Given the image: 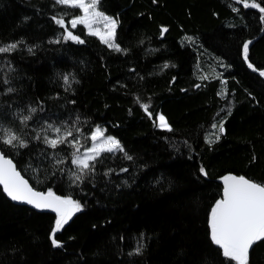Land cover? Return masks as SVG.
<instances>
[{
	"label": "trees",
	"instance_id": "obj_1",
	"mask_svg": "<svg viewBox=\"0 0 264 264\" xmlns=\"http://www.w3.org/2000/svg\"><path fill=\"white\" fill-rule=\"evenodd\" d=\"M98 9L117 20L115 43L126 52L81 25L71 31L83 44L64 40L53 18L68 21L78 8L0 0V46L17 44L0 54V124L27 141L0 143V152L35 190L82 206L54 247L57 216L12 203L0 187V264H235L212 242L209 217L224 176L264 184V13L236 0H99ZM29 107L37 111L24 127L16 116ZM48 124L70 128L80 150L101 127L124 151L102 153L76 180L74 149L35 138ZM249 264H264V240Z\"/></svg>",
	"mask_w": 264,
	"mask_h": 264
},
{
	"label": "snow or ice",
	"instance_id": "obj_2",
	"mask_svg": "<svg viewBox=\"0 0 264 264\" xmlns=\"http://www.w3.org/2000/svg\"><path fill=\"white\" fill-rule=\"evenodd\" d=\"M153 2H156V0H153ZM55 3L81 10L82 15H75L69 21L72 28H76L77 25H83L88 29L89 35L99 36L101 42L109 48L117 52H126V50L121 49L115 43L117 20L97 10L99 0H55ZM236 3H243L245 8H258L260 12L264 13V6H261L256 0H252V2H249V0H236ZM65 15H69V13H65ZM97 18L105 22L104 26L107 31L102 33L100 29L93 27L97 22ZM53 19L56 24L64 28L66 33L63 36L64 40H72L80 44L84 43V40L78 35H74L65 26L63 17H54ZM162 31H167V29H163ZM249 43L251 42H246L243 45V56L246 61L248 60ZM16 48V43L0 46V54L11 53ZM6 63L10 64V62ZM248 66L253 71H257L251 63ZM259 74L264 76V71H260ZM63 79L64 83L70 87L69 76L65 75ZM4 83L8 84L9 81L5 79ZM13 91V88H7L8 93ZM137 102L141 104V107L151 119L153 114L149 111L150 106L141 103L139 99H137ZM36 111L35 107H29L27 115L20 113L17 114L16 118L19 119L22 126L27 127L28 121L32 119V114ZM157 119L159 121L158 126L162 130L169 132L173 130L164 115L159 114ZM212 127L216 128L217 125L213 124ZM34 131L36 132L35 138L42 139L43 143L49 148L56 149L61 144H68L74 149L71 153V163L79 169V172L70 174L76 180H82L86 174L95 170V162L98 161L102 153L124 151L118 140L112 136L105 137L104 131L99 127L93 130L90 136L92 146L86 148L84 152L80 151L83 145L73 136L72 130L67 126L48 124L39 130L34 129ZM219 131L221 133L224 132L222 124L219 126ZM49 132L53 134L51 137L48 135ZM69 137H73L72 140H69ZM216 139L218 140L219 136ZM0 143L13 148L27 147V141L20 132L11 127L5 128L3 124H0ZM55 156H59V153H55ZM127 159L130 160L132 158L127 156ZM63 162L62 157L57 160V163ZM121 171H127V169H122ZM200 171L201 174L207 175L203 168ZM222 179L224 184L223 198L216 201L209 217L210 238L215 245L222 249L224 257L235 261V264H249L250 249L257 241L264 240V184L251 181L244 176L227 175ZM0 186L3 187V191L14 201L26 202L38 209H51L57 214L56 226L53 229L51 242L54 247H60L59 241L54 238L55 232L59 231L68 222L74 212L81 211V204L70 198L56 196L51 190L46 194L34 191L16 170L12 161L6 159L3 155H0ZM140 250V248H137V253Z\"/></svg>",
	"mask_w": 264,
	"mask_h": 264
},
{
	"label": "water",
	"instance_id": "obj_3",
	"mask_svg": "<svg viewBox=\"0 0 264 264\" xmlns=\"http://www.w3.org/2000/svg\"><path fill=\"white\" fill-rule=\"evenodd\" d=\"M0 155H3L6 159H10L9 157H6L4 154H2L1 152H0ZM11 161H12V163H13V165L16 167V164L14 163V161L12 160V159H10ZM16 170L18 171V169H17V167H16ZM19 172V171H18ZM20 173V172H19ZM21 174V173H20ZM233 176H237V177H239L240 175H236V174H232ZM21 176H22V178L23 179H25L27 182H28V180L21 174ZM246 178V177H245ZM248 179V178H247ZM250 180V179H249ZM252 181V180H251ZM28 184H29V186L30 187H32L31 185H30V183L28 182ZM221 184H222V197H221V199L223 198V188H224V184H223V179L221 180ZM1 187V189H2V192L4 193V195L7 197V199L8 200H10L12 203H14V204H17V205H23V206H26V207H28V208H30V209H32V210H34V211H36V212H42V213H49V214H53V215H55V216H57V214L54 212V211H52L51 209H47V208H45V209H38V208H36V207H34L33 205H31V204H28V203H26V202H22V201H14V200H12L4 191H3V187L2 186H0ZM33 188V187H32ZM33 190L34 191H37V192H41V193H47V192H42V191H38V190H35L34 188H33ZM55 194V193H54ZM56 195V194H55ZM56 196H58V195H56ZM59 197H61V196H59ZM61 198H63V197H61ZM253 247V246H252ZM252 249V248H251ZM251 249H250V251H251Z\"/></svg>",
	"mask_w": 264,
	"mask_h": 264
},
{
	"label": "rangeland",
	"instance_id": "obj_4",
	"mask_svg": "<svg viewBox=\"0 0 264 264\" xmlns=\"http://www.w3.org/2000/svg\"><path fill=\"white\" fill-rule=\"evenodd\" d=\"M80 10V9H79ZM97 10L99 11V12H101L99 9H98V5H97ZM102 13V12H101ZM83 13L81 12V10H80V14H78V15H82ZM104 14V13H103ZM104 15H106V16H108V17H110V18H113L112 16H109V15H107V14H104ZM73 18V17H72ZM72 18H70L68 21H65V26L71 31L73 28L71 27V24L69 23V21L72 19ZM114 19V18H113ZM105 22L104 21H102V20H100L99 18H97V22L93 25V27L94 28H98V29H100L101 30V32L103 33V32H105V31H107V29L105 28ZM60 26V25H59ZM81 26H83V25H81ZM84 27V26H83ZM84 29H85V31L88 33V29L87 28H85L84 27ZM63 30H64V28H63ZM72 32V31H71ZM66 33H65V31H64V35H65ZM98 38H99V36H97ZM100 39V38H99ZM159 115V114H158ZM157 125H159V121H158V119H157ZM159 127V126H158ZM97 128V127H96ZM95 128V129H96ZM101 130H103V128H101V127H99ZM94 129V130H95ZM104 131V130H103ZM104 135H105V137H107V136H110V135H106L105 133H104ZM112 137H114V136H112ZM115 138V137H114ZM116 139V138H115ZM117 140V139H116ZM92 146V141H91V144H90V146L88 147V148H90ZM84 150L85 149H83V150H80L81 152H84Z\"/></svg>",
	"mask_w": 264,
	"mask_h": 264
}]
</instances>
